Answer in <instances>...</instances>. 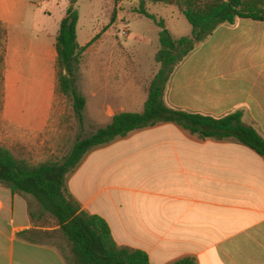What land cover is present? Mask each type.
Instances as JSON below:
<instances>
[{
  "label": "crops",
  "instance_id": "0c3cea01",
  "mask_svg": "<svg viewBox=\"0 0 264 264\" xmlns=\"http://www.w3.org/2000/svg\"><path fill=\"white\" fill-rule=\"evenodd\" d=\"M41 1L0 0L7 29L1 122L6 133L31 143L55 120V38L65 17L62 10L48 27L38 25ZM200 44L207 45V63L175 66L163 104L214 118L240 112L264 139V22L219 25L195 48ZM87 77L93 112L76 81L85 99L81 117L73 111L80 127L99 129L117 113L142 112L146 96L125 103L139 105L136 111H116L113 86L100 101L99 68ZM66 190L81 212L105 220L118 246L145 252L150 264H264V157L234 140H202L173 123L133 131L87 152L67 175ZM29 202L0 185V264H66L57 245L21 236L58 229L31 219Z\"/></svg>",
  "mask_w": 264,
  "mask_h": 264
},
{
  "label": "trees",
  "instance_id": "16d2710c",
  "mask_svg": "<svg viewBox=\"0 0 264 264\" xmlns=\"http://www.w3.org/2000/svg\"><path fill=\"white\" fill-rule=\"evenodd\" d=\"M137 15L154 21L160 28V49L155 62L160 68L147 88V96L140 113L115 114L108 125L91 135L77 139L62 161H45L33 165L18 160L0 145V185L12 194L31 197L42 213L57 223L58 232L69 246L70 257L62 254L66 264H150L145 252L118 246L104 219L81 212L79 205L66 190V177L90 150L107 145L129 133L163 123H173L200 139L234 140L264 157V139L242 122V114L235 112L222 118L187 113L168 108L162 94L175 66L186 58L198 43L203 42L222 24L236 20L264 22V0H138ZM147 4H162L177 8L192 28L191 36L175 39L165 29L164 22L147 11ZM78 12L70 6L61 19L55 38L56 92L71 101L76 117L80 118L85 99L76 88L75 71L79 56L95 39L80 47L76 41ZM7 29L0 20V95L3 91V65L6 52ZM29 202L31 219L39 222ZM48 231H26L21 236L32 244L51 243ZM46 238V239H43ZM174 264H195L183 259Z\"/></svg>",
  "mask_w": 264,
  "mask_h": 264
},
{
  "label": "rangeland",
  "instance_id": "374dc122",
  "mask_svg": "<svg viewBox=\"0 0 264 264\" xmlns=\"http://www.w3.org/2000/svg\"><path fill=\"white\" fill-rule=\"evenodd\" d=\"M42 1L41 8L36 10L39 14L36 16L38 25L48 27L53 23V20L59 17V12L62 10L66 15V11L70 7L68 4L72 2L71 6L77 9L79 16L76 27L78 45L84 46L95 37L79 56L75 71L77 87L88 103V112L91 114L93 108L92 85L87 76H90L97 68L100 70V88L102 91L105 90L104 93H100L103 97L100 101L105 103L108 101L106 87L113 86L116 111H121L124 108L136 111L139 105L127 106L125 103L141 102L147 96V88L160 68L159 64L155 62V55L160 49L158 36L160 28L154 21L137 15L139 1L55 0L56 4L47 0ZM146 8L158 21L164 22L165 29L175 39L191 36L192 28L177 8L162 4H147ZM41 12L45 14L43 13V15ZM29 29L31 30V25ZM123 33L125 34L123 35ZM40 38L39 35L35 37V39ZM112 54L114 61L111 60ZM217 54H219V50H217ZM183 60L190 61V63L195 61L207 63V45L200 44ZM108 62L110 64L109 74ZM4 103L3 90L0 95V145L8 149L16 159L27 161L33 165L49 160L62 162L78 138L87 137L97 129V126L88 124L80 127L74 117L71 101L56 92L52 114L55 120L47 126L45 132L40 136V140L34 143L18 140L15 136L6 133L7 130L1 122ZM100 127H103L102 122H100ZM29 200L32 211L37 216L41 215L42 219L39 223L42 226L57 227L56 221L50 215L43 214L34 199L29 197ZM50 233V238L47 239L61 248L63 254L69 258V246L58 229Z\"/></svg>",
  "mask_w": 264,
  "mask_h": 264
},
{
  "label": "built area",
  "instance_id": "2783aa9c",
  "mask_svg": "<svg viewBox=\"0 0 264 264\" xmlns=\"http://www.w3.org/2000/svg\"><path fill=\"white\" fill-rule=\"evenodd\" d=\"M125 33H123V35H124Z\"/></svg>",
  "mask_w": 264,
  "mask_h": 264
}]
</instances>
